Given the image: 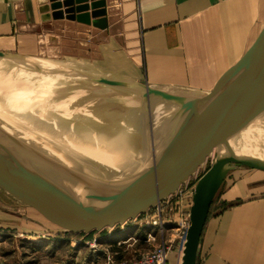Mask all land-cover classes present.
Returning a JSON list of instances; mask_svg holds the SVG:
<instances>
[{
  "label": "crops",
  "instance_id": "obj_1",
  "mask_svg": "<svg viewBox=\"0 0 264 264\" xmlns=\"http://www.w3.org/2000/svg\"><path fill=\"white\" fill-rule=\"evenodd\" d=\"M105 1L104 14L88 10V23L55 18L51 0H0V47L27 55L73 49L93 61L80 63L143 81L156 107L168 108L170 120L192 103L224 94L264 65V0ZM72 66L88 68L79 73L123 97L143 99L142 84H116L90 67ZM2 182L0 177V199ZM216 198L226 207L207 221L198 264H264V170L232 169ZM17 219L0 203V227L16 226ZM180 258L179 248L167 264H180ZM87 260L95 264L97 257Z\"/></svg>",
  "mask_w": 264,
  "mask_h": 264
},
{
  "label": "water",
  "instance_id": "obj_2",
  "mask_svg": "<svg viewBox=\"0 0 264 264\" xmlns=\"http://www.w3.org/2000/svg\"><path fill=\"white\" fill-rule=\"evenodd\" d=\"M59 2H52L55 18L65 16ZM64 2L72 12L68 18L88 23L90 8L103 6L93 10L97 16L106 11L105 0ZM140 83L146 87L150 108L151 90ZM37 104L0 93V177L14 185V194L24 193L22 185L80 226L102 229L136 219L208 163L195 186L180 264H198L212 204L229 172L239 166L264 170L263 161L227 151L229 141L264 121V65L224 94L189 103L172 121L157 125L150 113L156 133L151 128L150 136L146 133L141 144L129 148L128 161L122 157L113 164L96 163L89 153L101 145L68 134L67 124L60 127L48 114L45 118Z\"/></svg>",
  "mask_w": 264,
  "mask_h": 264
},
{
  "label": "rangeland",
  "instance_id": "obj_3",
  "mask_svg": "<svg viewBox=\"0 0 264 264\" xmlns=\"http://www.w3.org/2000/svg\"><path fill=\"white\" fill-rule=\"evenodd\" d=\"M56 1H61L59 2V8L63 9V14L65 15L64 17L67 19H72L66 16L68 13H72L68 11L67 7L69 5L65 4L64 0H51V2ZM101 7L103 6H99L93 9L95 10ZM68 30L72 31V29ZM68 39L71 42L73 41L72 38ZM0 53L13 54L15 56H25L27 58L39 59L43 62H52L50 64H58L59 66L67 68L78 74H80L79 70H86L88 68L80 67V69L72 65L76 64L78 66H87L90 67V70H96L99 72V74H103L106 78L113 79V83L115 82L116 84L137 86L141 84L140 82L144 83L143 81L138 82L134 79L123 77L121 75H112L105 73V71L100 70L99 68L95 69V67H91L85 62L80 63L79 61H86L91 63H93V61L81 59L77 54L74 53L73 49H63V51H60L59 48L51 51L43 49L39 54L27 55L12 50H6L0 47ZM65 63H72V65ZM86 97L87 96H84V98H82L80 96L81 99L87 101L88 97L87 99ZM143 100L145 101V103H149L146 99V90L143 94ZM150 100V108L147 107L145 109L141 107L139 109L141 116L139 115L137 119L140 124L139 128L142 129L143 137L145 139L146 137L144 136V134L147 133V137L150 136L149 131L151 128L156 133L157 125H161L170 121V116L166 115L168 108H157L155 105L156 102L154 103L152 102V99ZM35 101L38 102L37 100ZM98 101H100L98 102L99 104L103 102L106 103V106H108L109 104H111L112 107L115 106L114 103L109 102V99L107 100L106 98L103 101ZM60 102L64 101L60 100ZM99 104L96 105L99 107ZM106 106L97 110L98 113L99 111L104 113V111H106L107 109ZM136 106L138 108V104ZM112 107L110 106V108ZM50 109L52 110V112L56 111V108L52 106L50 107ZM161 110H164L165 114H163L164 112H162L161 115ZM119 112L120 114L123 113L121 109ZM150 113L153 121L157 123V125L154 123V125L156 126H151V123L149 121ZM120 114L118 115V117H120ZM178 116L179 115L172 118L171 121ZM77 117L83 118L82 111L78 113ZM134 117L136 118L135 114ZM127 119L133 120L131 119V117ZM100 124L101 123H97V130L103 129V127H100ZM71 127L67 125L69 131L73 132ZM71 134L74 137H77L79 140L80 138L92 140L94 144L97 143V140H100V138H102L101 136H98L97 134L92 133L89 130L79 129L78 131H75ZM111 136H113V134ZM144 138H142V142L145 140ZM139 143H137L135 146H131L130 149L137 147ZM3 178L2 181L5 182L7 186L2 182L0 203L3 208L16 212L18 215V219L16 226H12L11 228H6L4 226L0 227V264H87V258L89 257V255L97 257V261H95V264H104V259L107 255V252L114 254L116 258L134 257L144 251L150 250L160 242L158 229L161 227L162 223H167L166 226H169L171 229L169 233H166L164 236L166 240L171 239L173 240L174 245H178L179 236H175V232H173L178 225V221L176 219H178L180 215V210L184 209V212H188V209L190 211L191 207L189 205L190 192L187 194L186 199L183 202H181L179 199V192H174L168 199L162 201L160 209L157 207H153L147 213L138 216L135 220H129L127 223L119 224L115 227H105L102 229L90 228V226H80L74 219L56 212L53 208L40 201L38 196L31 193L22 185H19V187L23 189L24 193L18 191L17 194H15L17 195V197H13V195L10 196V193L13 194L14 185L11 184L9 180H4L6 178ZM20 195L22 197H20ZM25 198L27 202L29 201L28 203L25 201ZM31 201L33 202V204L30 203ZM37 203H41L42 205ZM218 210L219 208H217L214 212H217ZM147 216L148 218L150 217V221L156 219L157 222L153 223L151 226L138 227L139 223L143 221ZM133 227H136V234L134 238H130V240L123 241L120 244L115 240L116 238H127L129 236L128 233H126V235L121 234L123 233V231L125 232L128 229L132 228L133 230ZM132 230H129L131 235H133L134 233L131 232ZM73 232L82 233V235L75 236L73 235ZM149 233H152L155 236V239L148 238L146 235H149Z\"/></svg>",
  "mask_w": 264,
  "mask_h": 264
},
{
  "label": "bare ground",
  "instance_id": "obj_4",
  "mask_svg": "<svg viewBox=\"0 0 264 264\" xmlns=\"http://www.w3.org/2000/svg\"><path fill=\"white\" fill-rule=\"evenodd\" d=\"M50 63L52 62L0 53V93L18 96L29 103L37 104L35 101L37 100L43 104H37L44 111L42 115L47 119L50 118L48 115L51 116L60 127L67 124L72 126L73 132L79 129L89 130L101 136L102 138L97 140V144L101 146H96L97 150H90L91 153H89L94 157L96 163L104 161L113 164V162L117 163L122 160V157L128 161L131 157L130 153H127L129 148L139 142L142 143V138H144L143 131L139 128V121H137L140 115L139 109L141 107L146 109L149 104L145 103L143 99L123 97L89 76ZM80 96L82 98L87 96V101L81 99ZM105 98L115 106L112 107L109 104L108 108L106 103H98L100 102L98 100L103 101ZM60 100L64 102H60ZM96 104H99V107ZM51 106L56 108L55 113L50 109ZM104 106L108 110L98 113L97 110ZM120 109L123 112L121 114ZM80 111H82L83 118L77 117ZM119 114L120 117H118ZM129 117L133 120L127 119ZM97 123H101L99 126L103 129L97 130ZM67 132L70 134L69 130ZM62 134V132L59 133L61 136ZM112 134L113 136H111ZM86 141L93 143L92 140ZM227 151L244 154L264 162V121L229 141ZM126 233L129 235L130 232ZM126 233L121 235H126ZM135 234L136 232L132 236L116 241H127Z\"/></svg>",
  "mask_w": 264,
  "mask_h": 264
},
{
  "label": "built area",
  "instance_id": "obj_5",
  "mask_svg": "<svg viewBox=\"0 0 264 264\" xmlns=\"http://www.w3.org/2000/svg\"><path fill=\"white\" fill-rule=\"evenodd\" d=\"M208 166H203L198 170V172L189 178V180L182 184L179 189L176 192H179V199L181 202H183L186 199L187 194L189 193V205L192 204V199L194 195V190L196 183L199 179V177L202 175V173L206 170ZM162 203V202H161ZM161 208V204L157 207ZM181 209V208H180ZM178 219V225L175 228L174 235L179 236V242L178 245H174L173 240L167 239L164 237L166 233H169L171 230L169 226H166L167 223H162L161 227L158 229L159 236H160V242L151 248L148 251H144L140 253L137 256L130 257V258H116L114 254L107 252L106 257L104 259V264H167L169 257L171 254L176 251V248H180L182 252V248L184 245V241L186 239L187 230L190 225V211L188 209V212H184L183 210H180ZM150 218V217H149ZM148 216L139 223V226H151L153 223L157 222L156 219H153L150 221ZM135 220V219H134ZM173 225V224H172ZM135 236V235H134ZM134 236L132 238H134ZM148 238L155 239V236L152 233H149V235H146ZM130 240V239H129ZM118 243H122V241H118Z\"/></svg>",
  "mask_w": 264,
  "mask_h": 264
},
{
  "label": "trees",
  "instance_id": "obj_6",
  "mask_svg": "<svg viewBox=\"0 0 264 264\" xmlns=\"http://www.w3.org/2000/svg\"><path fill=\"white\" fill-rule=\"evenodd\" d=\"M226 207V205H225V203H221V202H218L216 199L214 200V202H213V204H212V207H211V211H210V215H209V217L213 214V213H215L214 211L217 209V208H225ZM124 232V231H123ZM122 233V232H121ZM73 235H75V236H81L82 235V233H76V232H73ZM33 245V244H32ZM121 257V256H120Z\"/></svg>",
  "mask_w": 264,
  "mask_h": 264
}]
</instances>
